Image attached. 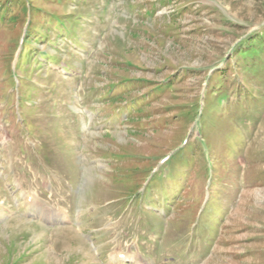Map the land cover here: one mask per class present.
Instances as JSON below:
<instances>
[{"label": "rangeland", "instance_id": "1", "mask_svg": "<svg viewBox=\"0 0 264 264\" xmlns=\"http://www.w3.org/2000/svg\"><path fill=\"white\" fill-rule=\"evenodd\" d=\"M261 33L264 0H0V264H264Z\"/></svg>", "mask_w": 264, "mask_h": 264}, {"label": "trees", "instance_id": "2", "mask_svg": "<svg viewBox=\"0 0 264 264\" xmlns=\"http://www.w3.org/2000/svg\"><path fill=\"white\" fill-rule=\"evenodd\" d=\"M249 43L247 45L241 46L238 51L236 61L239 66L242 64L246 65L249 69H251V85L253 87H258L252 79L254 76L253 70L260 69L258 75L259 80L262 78V75L264 74V33H261L260 35H255L251 37L250 40H245ZM227 69H224L222 72V76L225 75ZM255 79V77H254ZM238 82V81H236ZM223 88L222 86L218 87V89ZM215 89L213 88L212 91Z\"/></svg>", "mask_w": 264, "mask_h": 264}, {"label": "bare ground", "instance_id": "3", "mask_svg": "<svg viewBox=\"0 0 264 264\" xmlns=\"http://www.w3.org/2000/svg\"><path fill=\"white\" fill-rule=\"evenodd\" d=\"M52 213V211H50V212H44V213H42V215L45 217V218H49V219H56L57 217H58V215H56V217H54V215H52L51 214ZM65 216H67V214H64V216L63 217H65ZM62 217V218H63Z\"/></svg>", "mask_w": 264, "mask_h": 264}]
</instances>
